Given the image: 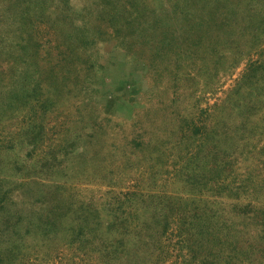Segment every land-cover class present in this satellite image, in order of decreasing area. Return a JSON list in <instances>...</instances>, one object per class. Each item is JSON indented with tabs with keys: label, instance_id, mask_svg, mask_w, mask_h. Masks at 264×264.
I'll list each match as a JSON object with an SVG mask.
<instances>
[{
	"label": "rangeland",
	"instance_id": "1",
	"mask_svg": "<svg viewBox=\"0 0 264 264\" xmlns=\"http://www.w3.org/2000/svg\"><path fill=\"white\" fill-rule=\"evenodd\" d=\"M188 1L0 0V264H264V0Z\"/></svg>",
	"mask_w": 264,
	"mask_h": 264
},
{
	"label": "trees",
	"instance_id": "2",
	"mask_svg": "<svg viewBox=\"0 0 264 264\" xmlns=\"http://www.w3.org/2000/svg\"><path fill=\"white\" fill-rule=\"evenodd\" d=\"M208 1V0H207ZM217 1V4L215 5V6H218V7H220L219 8V10H220V17H216L217 19L218 18H221L222 17V15L225 13V7L228 5V7L229 8H231V5H230V3H229V1L228 0H216ZM167 2H169V0H167ZM188 3L189 4H191L192 6H195V4H196V0H189L188 1ZM175 10H173L172 11V13L171 14H169L168 16H170V17H172V15H174L175 16ZM213 14H214V12H212V17H213ZM225 15V14H224ZM223 15V16H224ZM215 16H216V13H215ZM158 17H161L160 15H158ZM170 17H167V18H169L170 19ZM167 18L165 17V18H163V17H161L159 20H157V21H155L154 22V25L156 24V26H160V25H162V27L164 28V26H165V24L167 23ZM172 18H175V17H172ZM227 18V17H226ZM197 22H200L199 24H196L195 25V32H194V34H196L197 33V31H198V26H203L201 23H203V24H205L206 22H207V16H205V13H204V15H203V17H200L199 19H197L196 20ZM226 21H227V19H223L222 18V21H220V24H226ZM153 25V26H154ZM221 25V26H222ZM198 27V28H197ZM197 28V29H196ZM214 53V52H213Z\"/></svg>",
	"mask_w": 264,
	"mask_h": 264
},
{
	"label": "crops",
	"instance_id": "3",
	"mask_svg": "<svg viewBox=\"0 0 264 264\" xmlns=\"http://www.w3.org/2000/svg\"><path fill=\"white\" fill-rule=\"evenodd\" d=\"M218 51L221 53L222 52V50L220 49V48H218Z\"/></svg>",
	"mask_w": 264,
	"mask_h": 264
}]
</instances>
